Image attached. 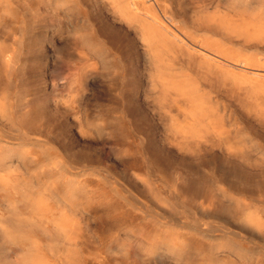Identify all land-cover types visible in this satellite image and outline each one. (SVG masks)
<instances>
[{
  "label": "rangeland",
  "instance_id": "1",
  "mask_svg": "<svg viewBox=\"0 0 264 264\" xmlns=\"http://www.w3.org/2000/svg\"><path fill=\"white\" fill-rule=\"evenodd\" d=\"M0 264H264V0H0Z\"/></svg>",
  "mask_w": 264,
  "mask_h": 264
},
{
  "label": "bare ground",
  "instance_id": "2",
  "mask_svg": "<svg viewBox=\"0 0 264 264\" xmlns=\"http://www.w3.org/2000/svg\"><path fill=\"white\" fill-rule=\"evenodd\" d=\"M139 13V12H138ZM138 13H136V14H138ZM141 13V12H140ZM161 26V25H160ZM179 39V38H178ZM203 53V52H202ZM207 53V52H206ZM208 56V55H207ZM219 60V59H218ZM221 61H219V63H220ZM223 62H224V60H223ZM225 63H227V61H225ZM221 64H223V63H221ZM227 65V64H226ZM229 65V64H228ZM240 69V68H239ZM2 217V216H1ZM17 218V217H16ZM10 222V221H9ZM31 225V224H30ZM24 246V245H23Z\"/></svg>",
  "mask_w": 264,
  "mask_h": 264
}]
</instances>
